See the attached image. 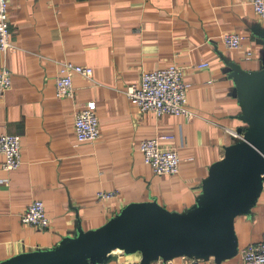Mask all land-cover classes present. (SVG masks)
<instances>
[{
    "label": "crops",
    "instance_id": "0c3cea01",
    "mask_svg": "<svg viewBox=\"0 0 264 264\" xmlns=\"http://www.w3.org/2000/svg\"><path fill=\"white\" fill-rule=\"evenodd\" d=\"M10 38L18 49L0 50V68L12 70L11 87L0 95V122L21 135L22 163L0 167V260L22 251L52 248L68 235L105 223L128 202L156 198L186 211L207 195L212 162L235 141L230 129L246 127L233 94L229 59L246 69L264 65V17L243 0H8ZM247 35L235 49L226 32ZM253 56L248 58L246 51ZM94 67L89 79L73 77L75 97H58L55 77L61 62ZM175 62L191 83L193 118L140 112L125 93L146 70ZM97 103L101 135L79 141L77 110ZM166 133L179 150L177 173H156L144 160L142 139ZM0 158H2L0 156ZM100 190H117L100 200ZM34 199H42L51 219L40 228L21 219ZM239 250L217 259L192 256L186 264H243L240 249L264 240V185L257 199L235 216ZM104 264H138L141 252L112 249ZM161 264H185L180 257Z\"/></svg>",
    "mask_w": 264,
    "mask_h": 264
},
{
    "label": "water",
    "instance_id": "95a60500",
    "mask_svg": "<svg viewBox=\"0 0 264 264\" xmlns=\"http://www.w3.org/2000/svg\"><path fill=\"white\" fill-rule=\"evenodd\" d=\"M264 43V33L261 34ZM235 79L233 94L247 121L244 137L228 144L209 166L207 195L186 211L172 210L156 198L133 200L98 227L66 235L52 248L22 251L0 264H104L119 246L141 252L138 264H152L187 254L235 255L239 239L235 216L253 203L264 185V65L246 69L229 59Z\"/></svg>",
    "mask_w": 264,
    "mask_h": 264
},
{
    "label": "built area",
    "instance_id": "2783aa9c",
    "mask_svg": "<svg viewBox=\"0 0 264 264\" xmlns=\"http://www.w3.org/2000/svg\"><path fill=\"white\" fill-rule=\"evenodd\" d=\"M251 3L254 9L264 17V0H243ZM246 34L239 31L226 32L221 35V40L228 47L238 49L243 46ZM18 45L10 38V18L8 0H0V50L5 53L17 51ZM246 56L251 58V49L246 51ZM79 73L89 79L93 78L94 67L89 64L77 63L71 60L61 62L59 74L55 77L56 94L58 97H75L76 86L73 77ZM181 65L172 62L164 67L154 70H146L136 83L129 84L125 93L137 106L140 112L154 111L157 115L165 113H178L191 119L195 113L189 107L188 91L191 83L184 79ZM13 82L12 70L3 65L0 68V95L4 93ZM6 124L0 122V167L15 169L22 163L21 144L19 133H11L5 130ZM74 129L79 141H96L101 135L99 115L97 113L96 100L87 101L77 110L74 119ZM233 137H244V131L230 129ZM166 133H157L154 136L142 139L140 149L144 160L149 163L154 171L159 174L177 173L180 170L181 156L179 150L167 145ZM117 190H100V200L115 197ZM21 219L40 228L50 226L51 219L46 213L45 203L42 199H34L22 212ZM243 264H264V240L251 242L240 249ZM176 257L183 259L186 264L192 256L183 254ZM160 257L152 261V264H161L171 261Z\"/></svg>",
    "mask_w": 264,
    "mask_h": 264
},
{
    "label": "bare ground",
    "instance_id": "6f19581e",
    "mask_svg": "<svg viewBox=\"0 0 264 264\" xmlns=\"http://www.w3.org/2000/svg\"><path fill=\"white\" fill-rule=\"evenodd\" d=\"M117 247H119V246H117Z\"/></svg>",
    "mask_w": 264,
    "mask_h": 264
}]
</instances>
